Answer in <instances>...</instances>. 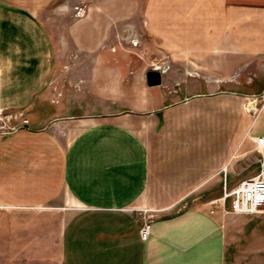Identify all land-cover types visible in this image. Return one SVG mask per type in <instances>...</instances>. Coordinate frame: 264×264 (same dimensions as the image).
I'll list each match as a JSON object with an SVG mask.
<instances>
[{"label": "crops", "instance_id": "0c3cea01", "mask_svg": "<svg viewBox=\"0 0 264 264\" xmlns=\"http://www.w3.org/2000/svg\"><path fill=\"white\" fill-rule=\"evenodd\" d=\"M59 79L70 142L0 137V264H264V212L213 192L264 137V0H0V105Z\"/></svg>", "mask_w": 264, "mask_h": 264}, {"label": "rangeland", "instance_id": "374dc122", "mask_svg": "<svg viewBox=\"0 0 264 264\" xmlns=\"http://www.w3.org/2000/svg\"><path fill=\"white\" fill-rule=\"evenodd\" d=\"M81 3H84L85 8L87 9L86 2H73L70 4V12L67 17V23L71 22V20L79 19L76 16L75 8L80 6ZM87 14V13H86ZM63 23H59L58 27L60 28ZM58 28V29H59ZM142 61V60H141ZM143 62V61H142ZM152 62L145 63L146 66H150ZM64 80V79H63ZM62 80V81H63ZM54 81V80H53ZM59 79L58 85L55 81L50 84L47 83L45 87L43 98L37 100V96L33 98L32 101H25L22 103H9L10 105H0V137L8 136L13 137L17 134H40V133H47L51 131L52 135L55 136L58 141H60L64 146L70 142L72 139V132L71 128L67 129V118L62 117L61 115H65L60 111L65 109V106L75 107L73 109H77L78 103H74L72 105L62 101L60 99L64 95L63 91H65L64 82ZM53 94L54 96H52ZM56 95L59 100H54ZM53 99V101L50 100ZM258 106H262V102L258 103ZM62 114H59V113ZM51 128V130L49 129ZM258 158L259 155L256 151L251 150L250 153L243 156H235L233 159V163L228 166V170L233 171V174L230 173L228 183L227 181V189L231 190L236 187L240 181L250 176L256 175L259 172V165H258ZM251 165V166H250ZM225 168V167H224ZM224 185H225V177L222 182L219 184L218 188L213 190V192H217L218 195L224 197ZM210 192H205L199 198H190L187 202L183 204L187 207L189 206H201L207 204L211 199L209 196ZM231 200H227L226 204L230 206ZM150 213L147 212L148 217H152ZM142 214V212L140 213ZM236 217V216H235ZM153 219V217H152ZM0 222H1V213H0ZM1 225V224H0ZM3 239H2V230L0 229V249L3 246ZM8 248V247H5ZM2 252L0 253V257ZM240 255L238 258L240 260Z\"/></svg>", "mask_w": 264, "mask_h": 264}, {"label": "built area", "instance_id": "2783aa9c", "mask_svg": "<svg viewBox=\"0 0 264 264\" xmlns=\"http://www.w3.org/2000/svg\"><path fill=\"white\" fill-rule=\"evenodd\" d=\"M77 18H82L86 15L87 9L84 3L75 8ZM135 45V43H133ZM155 70H166L167 67L153 66ZM256 147L254 151L259 155L258 165L259 172L256 175L243 179L240 183L231 190L227 189V173L228 166L223 169L225 177L224 197L223 202L231 200L230 209L238 215H253L264 212V137L255 139ZM251 166V165H250ZM148 211H143L141 214L142 227L140 236L146 240L151 233L152 217L147 216Z\"/></svg>", "mask_w": 264, "mask_h": 264}, {"label": "water", "instance_id": "95a60500", "mask_svg": "<svg viewBox=\"0 0 264 264\" xmlns=\"http://www.w3.org/2000/svg\"><path fill=\"white\" fill-rule=\"evenodd\" d=\"M146 80L149 87H155L162 84V72L150 70L146 74Z\"/></svg>", "mask_w": 264, "mask_h": 264}]
</instances>
